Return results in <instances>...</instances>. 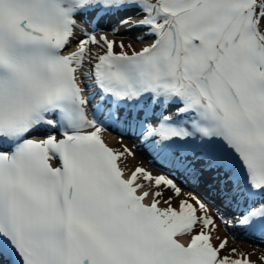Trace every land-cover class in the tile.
<instances>
[{
  "label": "snow or ice",
  "instance_id": "1",
  "mask_svg": "<svg viewBox=\"0 0 264 264\" xmlns=\"http://www.w3.org/2000/svg\"><path fill=\"white\" fill-rule=\"evenodd\" d=\"M112 18L150 42L98 38ZM104 109L177 178H124L134 153L104 142ZM184 174L264 234V0H0V264H254Z\"/></svg>",
  "mask_w": 264,
  "mask_h": 264
},
{
  "label": "bare ground",
  "instance_id": "2",
  "mask_svg": "<svg viewBox=\"0 0 264 264\" xmlns=\"http://www.w3.org/2000/svg\"><path fill=\"white\" fill-rule=\"evenodd\" d=\"M102 35H107L109 39H114L116 41L115 36H113L111 33L107 32V31H101L100 32ZM82 34V32H77V35L79 37V35ZM97 37L99 38V35H97ZM150 41L148 40H140V41H132L129 42L132 46L133 50V46L134 44H136L137 46V51L140 50L142 47L146 46ZM92 52L93 53H98L100 52V48L96 45H92L91 46ZM102 138L104 139V141H106L107 145L117 151H122L123 147L126 146L128 147L133 153L134 156H125L122 157L120 161H118L119 166L124 170L125 174H132V171L138 167H143L144 169H146L147 171L151 172L153 175H161V172L159 170V167L156 165V162H153L152 160L150 161L149 158L144 154L143 150H139L138 149V144H136L134 141H132L131 139H127L125 137H122L120 135H115V134H111L109 132H103L102 133ZM140 184H144V190H148V183L145 182L143 180V178H139L137 180ZM182 187V186H181ZM184 192H190L193 190L187 189L186 187H182ZM165 197L170 195V191L165 189ZM151 197L148 198V201L150 202ZM178 200L179 198H173V206H178ZM218 202H221V200L218 198L217 199ZM161 207H163L164 205L161 204ZM210 208V207H209ZM211 213L214 217V220L216 222L217 228L216 231L213 232V236H219L220 238H228V246L231 247H235L236 249H238L241 252H245V253H252L251 255V259L252 261L257 262L258 264H260L259 261V257L261 255H264V248L260 247V246H255V245H250L248 243L245 242H235V241H231V238L228 236V232L227 229H225L222 226V220L221 218H219V215L214 213L213 210L210 208ZM225 211V210H223Z\"/></svg>",
  "mask_w": 264,
  "mask_h": 264
},
{
  "label": "rangeland",
  "instance_id": "3",
  "mask_svg": "<svg viewBox=\"0 0 264 264\" xmlns=\"http://www.w3.org/2000/svg\"><path fill=\"white\" fill-rule=\"evenodd\" d=\"M121 42H123V44L126 46V50L130 52L131 49H132V46H131V48H128L127 46H128V45H131V44H130L129 42H127V41H124L123 39H121ZM121 42H120V41H117L116 44L119 45ZM133 48H134V49L137 48L136 44H134ZM118 49H119V48H117V50H118ZM119 50H120V49H119Z\"/></svg>",
  "mask_w": 264,
  "mask_h": 264
}]
</instances>
